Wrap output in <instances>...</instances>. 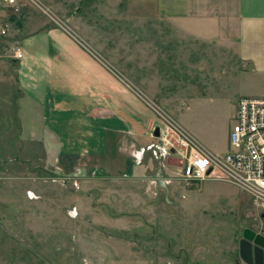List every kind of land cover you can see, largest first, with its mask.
Wrapping results in <instances>:
<instances>
[{
	"label": "rangeland",
	"instance_id": "rangeland-1",
	"mask_svg": "<svg viewBox=\"0 0 264 264\" xmlns=\"http://www.w3.org/2000/svg\"><path fill=\"white\" fill-rule=\"evenodd\" d=\"M51 29L106 66L145 116L146 136L129 134L128 171L114 155L43 150L12 50ZM236 64L228 42L188 35L147 1L0 0V264H246L242 230L264 233L262 206L219 178L184 189L181 157L149 149L155 127L201 149L220 143L243 92Z\"/></svg>",
	"mask_w": 264,
	"mask_h": 264
},
{
	"label": "crops",
	"instance_id": "crops-1",
	"mask_svg": "<svg viewBox=\"0 0 264 264\" xmlns=\"http://www.w3.org/2000/svg\"><path fill=\"white\" fill-rule=\"evenodd\" d=\"M140 1L154 5L188 35L228 42L238 61L232 79L242 87L239 98L264 97V0ZM21 51L22 57L15 59L16 81L32 106L28 110L34 105L40 109L43 150L54 158L59 151V157L92 161L114 155L115 164L128 171L124 165L130 163L129 134L145 137L147 126L141 111L131 107L133 97L108 68L53 29L24 36ZM228 132L220 143L209 139L202 149L214 156L224 154ZM261 227L264 231V216Z\"/></svg>",
	"mask_w": 264,
	"mask_h": 264
},
{
	"label": "built area",
	"instance_id": "built-area-1",
	"mask_svg": "<svg viewBox=\"0 0 264 264\" xmlns=\"http://www.w3.org/2000/svg\"><path fill=\"white\" fill-rule=\"evenodd\" d=\"M4 1L16 4V0ZM6 30V25L1 28V32ZM12 51L15 59L22 57L19 47H13ZM232 121L228 149L223 155H210L194 145L187 136L179 132L178 135H171L165 129H161L158 136L160 144L149 149L152 148L156 155L172 153L181 157L184 189L205 179L219 178L248 191L264 209V97H240ZM181 196L184 198L185 194Z\"/></svg>",
	"mask_w": 264,
	"mask_h": 264
},
{
	"label": "water",
	"instance_id": "water-1",
	"mask_svg": "<svg viewBox=\"0 0 264 264\" xmlns=\"http://www.w3.org/2000/svg\"><path fill=\"white\" fill-rule=\"evenodd\" d=\"M159 134L160 128L155 127L153 136L158 137ZM239 256L246 264H264V235L250 228H243Z\"/></svg>",
	"mask_w": 264,
	"mask_h": 264
},
{
	"label": "bare ground",
	"instance_id": "bare-ground-1",
	"mask_svg": "<svg viewBox=\"0 0 264 264\" xmlns=\"http://www.w3.org/2000/svg\"><path fill=\"white\" fill-rule=\"evenodd\" d=\"M259 233V232H258ZM262 234V233H261ZM263 235V234H262Z\"/></svg>",
	"mask_w": 264,
	"mask_h": 264
}]
</instances>
